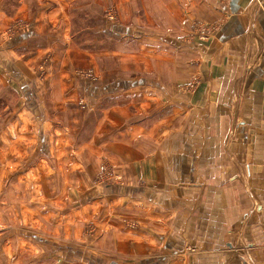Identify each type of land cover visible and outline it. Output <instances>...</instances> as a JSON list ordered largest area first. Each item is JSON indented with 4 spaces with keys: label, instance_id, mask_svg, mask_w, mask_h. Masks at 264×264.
Returning a JSON list of instances; mask_svg holds the SVG:
<instances>
[{
    "label": "crops",
    "instance_id": "crops-1",
    "mask_svg": "<svg viewBox=\"0 0 264 264\" xmlns=\"http://www.w3.org/2000/svg\"><path fill=\"white\" fill-rule=\"evenodd\" d=\"M52 3L60 0H20ZM183 5L211 30L168 45L172 80L148 75L161 64L142 60L135 92L88 91L89 111L103 112L96 159L121 181L94 192L103 216L87 245L93 264H264V0ZM193 75L195 90L181 93L179 79ZM66 91L58 104L82 97Z\"/></svg>",
    "mask_w": 264,
    "mask_h": 264
},
{
    "label": "rangeland",
    "instance_id": "rangeland-1",
    "mask_svg": "<svg viewBox=\"0 0 264 264\" xmlns=\"http://www.w3.org/2000/svg\"><path fill=\"white\" fill-rule=\"evenodd\" d=\"M183 4L1 0L0 264H93L87 245L94 218L103 216L94 212V192L121 181L102 156L96 159L103 112L89 111L88 91L111 83L135 92L142 60L163 67L148 75L172 80V44L204 41L211 30L189 20ZM197 81L180 78L178 90L192 92ZM68 86L82 97L58 104Z\"/></svg>",
    "mask_w": 264,
    "mask_h": 264
}]
</instances>
